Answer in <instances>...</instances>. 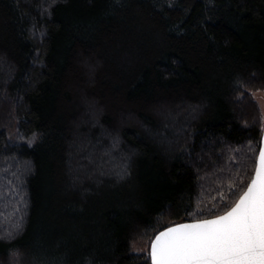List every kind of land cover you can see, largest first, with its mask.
<instances>
[{
    "label": "trees",
    "instance_id": "obj_1",
    "mask_svg": "<svg viewBox=\"0 0 264 264\" xmlns=\"http://www.w3.org/2000/svg\"><path fill=\"white\" fill-rule=\"evenodd\" d=\"M258 89L264 0H0V264H150L224 214Z\"/></svg>",
    "mask_w": 264,
    "mask_h": 264
},
{
    "label": "snow or ice",
    "instance_id": "obj_2",
    "mask_svg": "<svg viewBox=\"0 0 264 264\" xmlns=\"http://www.w3.org/2000/svg\"><path fill=\"white\" fill-rule=\"evenodd\" d=\"M254 166L223 215L169 227L150 240V264H264V148Z\"/></svg>",
    "mask_w": 264,
    "mask_h": 264
},
{
    "label": "rangeland",
    "instance_id": "obj_3",
    "mask_svg": "<svg viewBox=\"0 0 264 264\" xmlns=\"http://www.w3.org/2000/svg\"><path fill=\"white\" fill-rule=\"evenodd\" d=\"M252 94L254 96V98L257 100V103L259 104V107L262 111V115L264 118V90L262 89H258V90H254L252 91ZM5 171L3 170V173ZM135 250L136 251H144L146 249L145 245H135ZM18 258V257H17Z\"/></svg>",
    "mask_w": 264,
    "mask_h": 264
},
{
    "label": "water",
    "instance_id": "obj_4",
    "mask_svg": "<svg viewBox=\"0 0 264 264\" xmlns=\"http://www.w3.org/2000/svg\"><path fill=\"white\" fill-rule=\"evenodd\" d=\"M262 148H264V139H263V146H262ZM221 215H223V214H221ZM213 218H215V217H213ZM213 218H208V219H213ZM192 222H195V221H189V222H182V223H178V224H175V225H172V226H170V227H174V226H176V225H179V224H184V223H192ZM169 228V227H168ZM167 229V228H166ZM166 229H164V230H166ZM163 230V231H164ZM162 232V231H161ZM159 234V233H158Z\"/></svg>",
    "mask_w": 264,
    "mask_h": 264
}]
</instances>
